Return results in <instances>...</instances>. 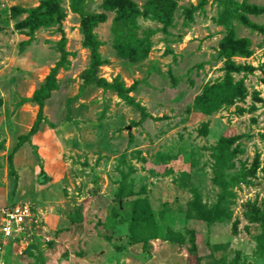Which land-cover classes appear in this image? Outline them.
I'll return each mask as SVG.
<instances>
[{
  "label": "rangeland",
  "instance_id": "rangeland-1",
  "mask_svg": "<svg viewBox=\"0 0 264 264\" xmlns=\"http://www.w3.org/2000/svg\"><path fill=\"white\" fill-rule=\"evenodd\" d=\"M45 1L0 0V207H34L0 264H264V0H166L168 25L152 0H58L32 28ZM87 31L104 83L82 78ZM229 33L248 55L223 54ZM61 40L39 115L21 99ZM228 75L244 90L226 99ZM198 232L212 256L189 255Z\"/></svg>",
  "mask_w": 264,
  "mask_h": 264
},
{
  "label": "trees",
  "instance_id": "trees-1",
  "mask_svg": "<svg viewBox=\"0 0 264 264\" xmlns=\"http://www.w3.org/2000/svg\"><path fill=\"white\" fill-rule=\"evenodd\" d=\"M123 1L124 7L120 8V2ZM129 0H106L104 3V7L106 9H118L119 15L123 16L127 13L129 10L128 3ZM131 4V3H130ZM167 1L166 0H152V6L155 9L156 17L165 25H168L169 20L167 18L166 9H167ZM42 9H46L49 12L59 13V3L58 0H46L43 4L38 6L37 8L33 9L31 11V27H35V18L39 16ZM73 9L75 11H78V7L76 4H73ZM247 10H251V7L247 5ZM98 17H91L88 19L89 22L92 24L97 23ZM63 42L64 40H61L59 43L61 45V58L60 60L55 64V66L51 69L50 74L48 75L46 81L37 88L33 95L31 97L22 98L21 102H27L32 101L35 102L39 106V115L42 114L43 107L45 104V100L50 97L51 93L58 88V80H57V73L60 68H66L67 63H69L68 60V52L63 48ZM83 44L86 47H89L91 50V59H90V66L87 70H85L82 74V78L84 79L85 83H104V80H101L97 77V72L99 70V67L103 64V60L101 59V55L99 52V48L101 46L100 40L91 32L87 31L84 36ZM242 45H240L237 40L233 39L232 33H229L225 36V38L222 41V52L225 56L229 57L231 55L236 54L238 51L240 53H243L244 55H248L250 52L249 50H246L243 52L241 50ZM220 87V86H219ZM244 90V86L241 82L234 83L232 76L228 75L226 81L224 84L221 85V94L218 95L220 97L226 96V99L231 98L235 91L238 93H242ZM210 96V95H209ZM199 104L202 103V101H205L204 97H200L198 99ZM38 130V122H36L33 127L31 128L29 134L22 135L21 139L27 138L30 134L36 132ZM199 236V232L197 234ZM197 235H195L194 239H198ZM198 239V246L196 249L188 250V253L190 256L197 255L200 253V258L204 259L208 256L213 255V250L208 242H205L204 239L199 236ZM168 240L175 241L178 243H182L183 236L179 233H175L173 235H170ZM190 263V261H189ZM217 264H223L222 261H218Z\"/></svg>",
  "mask_w": 264,
  "mask_h": 264
},
{
  "label": "built area",
  "instance_id": "built-area-1",
  "mask_svg": "<svg viewBox=\"0 0 264 264\" xmlns=\"http://www.w3.org/2000/svg\"><path fill=\"white\" fill-rule=\"evenodd\" d=\"M33 215V204L27 201L0 207V259L13 243L29 238Z\"/></svg>",
  "mask_w": 264,
  "mask_h": 264
}]
</instances>
